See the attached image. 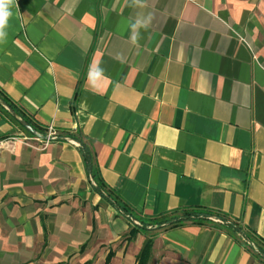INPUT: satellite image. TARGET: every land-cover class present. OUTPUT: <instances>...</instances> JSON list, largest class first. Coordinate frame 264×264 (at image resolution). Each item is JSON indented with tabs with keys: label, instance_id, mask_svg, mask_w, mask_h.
Here are the masks:
<instances>
[{
	"label": "crops",
	"instance_id": "1",
	"mask_svg": "<svg viewBox=\"0 0 264 264\" xmlns=\"http://www.w3.org/2000/svg\"><path fill=\"white\" fill-rule=\"evenodd\" d=\"M144 5H12L0 98L59 140L11 142L32 134L0 105V264H137L148 238L147 264H264L227 223L154 224L204 207L264 241V0Z\"/></svg>",
	"mask_w": 264,
	"mask_h": 264
},
{
	"label": "trees",
	"instance_id": "2",
	"mask_svg": "<svg viewBox=\"0 0 264 264\" xmlns=\"http://www.w3.org/2000/svg\"><path fill=\"white\" fill-rule=\"evenodd\" d=\"M2 99L6 104H8L11 108L14 109V107H12V105H10L4 98ZM82 153H83V160L85 163L87 173L97 183L96 189L102 193L108 191L105 183L100 178L99 171L95 163L93 162V156L85 145L82 146ZM121 209L125 213H128L125 208L121 207ZM175 213L176 214L179 213V215L172 216L169 219L162 218L160 220H156L154 224L158 226H167L166 224L168 223L170 227H174V226L182 225L185 222H195V223L200 224V223H204V222L211 220V218H217L224 222L229 221L230 224L228 226H230L235 232L239 233L242 239L249 240L250 242L255 244L256 249H257L255 254L264 261V241L260 239L259 237H257L256 235L246 232L241 227H239L236 223L230 220H227L222 214L216 213L212 211L211 209L204 208V207L184 208V209L175 211ZM145 227H146V224L143 223L142 229H145ZM133 233L135 234L136 231H133ZM151 243L152 241L150 238H148L145 241L143 248L141 249L139 255L137 256V264H147L149 260V256H150V251H151ZM105 264H109V260H107Z\"/></svg>",
	"mask_w": 264,
	"mask_h": 264
},
{
	"label": "clouds",
	"instance_id": "3",
	"mask_svg": "<svg viewBox=\"0 0 264 264\" xmlns=\"http://www.w3.org/2000/svg\"><path fill=\"white\" fill-rule=\"evenodd\" d=\"M15 3V0H0V43L4 42L7 36L6 28L9 18L12 15L11 7ZM132 6L144 7V0H132ZM152 15L149 13L147 16H137L134 23H131L132 29L131 42L135 44L139 36V29H147L151 23ZM103 77V69L98 65L90 67L89 82L95 85V82Z\"/></svg>",
	"mask_w": 264,
	"mask_h": 264
},
{
	"label": "built area",
	"instance_id": "4",
	"mask_svg": "<svg viewBox=\"0 0 264 264\" xmlns=\"http://www.w3.org/2000/svg\"><path fill=\"white\" fill-rule=\"evenodd\" d=\"M66 140H68L69 142L75 144V145H78V143L70 138H65ZM11 142H16V141H19L25 145H29V140H34V141H37L40 143V145L38 147L40 148H44L46 147L49 143H51L52 141H56V140H59V136L57 135V133L54 131V129L49 126L47 128V132L46 134L43 136V138H39L35 135H30V136H22V137H12L9 139ZM213 221L217 222V223H220V224H230L229 221L227 222H224V221H221L217 218H211ZM244 240V239H243ZM246 243L250 246H252V243L249 241V240H245Z\"/></svg>",
	"mask_w": 264,
	"mask_h": 264
},
{
	"label": "water",
	"instance_id": "5",
	"mask_svg": "<svg viewBox=\"0 0 264 264\" xmlns=\"http://www.w3.org/2000/svg\"><path fill=\"white\" fill-rule=\"evenodd\" d=\"M0 105H2L8 112L24 127L26 128L31 134L43 138V135L40 134L36 129H34L32 126H30L25 120H23L8 104H6L1 98H0Z\"/></svg>",
	"mask_w": 264,
	"mask_h": 264
}]
</instances>
